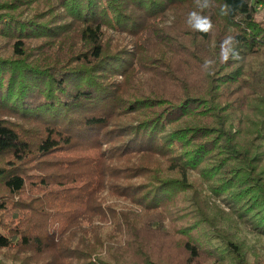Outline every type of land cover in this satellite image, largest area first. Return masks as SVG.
I'll return each mask as SVG.
<instances>
[{
    "label": "trees",
    "instance_id": "1",
    "mask_svg": "<svg viewBox=\"0 0 264 264\" xmlns=\"http://www.w3.org/2000/svg\"><path fill=\"white\" fill-rule=\"evenodd\" d=\"M261 6L0 0V249L53 264H264L245 234L264 236ZM173 42L200 83L163 59ZM176 197L174 224L147 219Z\"/></svg>",
    "mask_w": 264,
    "mask_h": 264
},
{
    "label": "rangeland",
    "instance_id": "2",
    "mask_svg": "<svg viewBox=\"0 0 264 264\" xmlns=\"http://www.w3.org/2000/svg\"><path fill=\"white\" fill-rule=\"evenodd\" d=\"M256 21L264 24V6L259 7V11L256 15ZM166 24L171 25V24H173V22L171 23L169 21ZM158 32L159 31L153 32V34H152V38L155 41L153 44V46H155L154 50H160L161 49V47H159L158 42L156 41V40H158L157 39V36L159 35ZM175 40H177V39H175ZM177 43L173 42L167 46V47L171 48V50H168L167 54L165 56H163V59L171 62L173 64V66L176 68V70H178L179 72L182 71L183 76L190 75V78H189L190 81L195 82V83H200L201 82L200 78L195 79V77H202V73L198 72L197 68H194L193 72H189V70H187L186 68H182L181 58L186 59L188 56L183 55V57H182V55L177 52V50L182 52L181 44L177 45ZM196 73H197V75H196ZM192 75H194V76L196 75V76L193 77ZM62 156H64V155H62ZM51 158L55 159L56 156H53ZM147 161L152 162L155 166L161 165L162 167H164V165H165V163L160 164V161L157 158H153V157H152V161L150 158H148ZM34 162H35V160L29 161V163H28L29 167H27V168H29L30 171L34 168L33 167ZM47 166L50 168H54L55 165L48 164ZM164 174L170 176L169 175L170 172H168V173L164 172ZM195 177L196 176L192 174L191 180L195 179ZM184 192H185V190L182 189V194L184 197H187V198L191 197L190 196L191 193L189 191H186L185 193ZM22 198L24 200L29 201L30 204L33 203L35 206L40 207L41 201L38 199L39 197H38V195L35 194V192H29L28 194H24L22 196ZM120 201L121 200H119V201L117 200L113 205L114 207H116L117 210H118V208H123V206H124V208L126 206L132 207V208L135 207L134 205L127 203L126 201H124L123 204ZM119 202H120V204L118 205ZM217 203H219V202H217ZM182 206H184V203L182 202V204H181V202L178 201L177 197H176V198L171 200L170 206H168L166 208L163 207V208L159 209L156 213L147 215V219L154 220L155 218H159L165 222V225L170 227L172 224L175 223V220L177 219V217L175 220H172L170 218L171 216L176 214L175 208L182 207ZM23 213H27V212H23ZM110 215L111 214L109 213L108 216H109L111 222H107L106 225H104L106 230H109V226H111V225H112V227H114V223H113V220H112ZM56 219L58 220L59 224H61L62 218L56 217ZM139 220L141 222L146 221L144 219L143 220L140 219V217H139ZM13 230H15L14 225H13ZM245 234L250 238L251 241L256 242L257 247L260 249V251L264 257V236H255L250 231H247ZM145 238H149V236L145 237ZM56 251H58L57 243H54L53 250L50 251V254L55 255ZM1 252H4L7 254V257H5L3 260L9 261L12 264H53L54 260H56V259H54V260L50 259L49 260V259H47V256H44V255H37V254H31L30 255L29 253H27L26 250L22 251L21 249L17 250L16 248H13L12 250H9V249L1 250L0 249V253ZM51 252H53V253H51ZM0 257H2L1 254H0Z\"/></svg>",
    "mask_w": 264,
    "mask_h": 264
},
{
    "label": "clouds",
    "instance_id": "3",
    "mask_svg": "<svg viewBox=\"0 0 264 264\" xmlns=\"http://www.w3.org/2000/svg\"><path fill=\"white\" fill-rule=\"evenodd\" d=\"M197 4L200 8H205L209 6V0H197ZM227 6H225V11H226ZM190 24L194 29L200 30L207 32L211 29L212 23L210 19L206 16H202L197 12H192L190 14V19H189ZM228 44L231 45V47L225 49L222 53L223 59L226 61L229 58V55L235 57L238 55V53L235 51V45H236V40L234 37H229L227 42Z\"/></svg>",
    "mask_w": 264,
    "mask_h": 264
}]
</instances>
